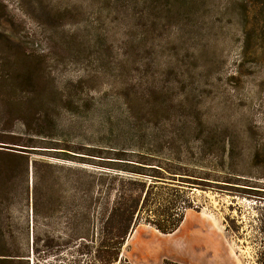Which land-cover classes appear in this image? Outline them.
I'll return each instance as SVG.
<instances>
[{"label": "rangeland", "instance_id": "obj_1", "mask_svg": "<svg viewBox=\"0 0 264 264\" xmlns=\"http://www.w3.org/2000/svg\"><path fill=\"white\" fill-rule=\"evenodd\" d=\"M49 92L56 125L41 141L23 119L53 101ZM12 132L41 147H0L16 153L0 152V237L15 264H101L104 222L81 212L69 181L79 166L42 148L50 140L155 156L166 178L155 192L193 206L176 235L210 232L234 264H255L244 189L264 190V0H0V135ZM228 217H241V236L227 232ZM166 237L142 222L123 260L186 264L168 256L176 242Z\"/></svg>", "mask_w": 264, "mask_h": 264}, {"label": "trees", "instance_id": "obj_2", "mask_svg": "<svg viewBox=\"0 0 264 264\" xmlns=\"http://www.w3.org/2000/svg\"><path fill=\"white\" fill-rule=\"evenodd\" d=\"M28 93L27 91L24 92L26 95ZM47 94L50 97L52 95L53 99L52 92ZM56 95L62 109H66L65 96H60L58 93ZM54 99L56 101V97ZM54 99L53 101L50 99L49 102L42 103L40 109L30 112V114L25 116L26 119H23V123L26 126L29 122L28 118H30L31 123L35 122L37 127L35 136L41 141H43L42 138L44 137H51L49 131L56 125L55 110L52 108ZM54 105H56L55 102ZM45 107H47V110L43 111ZM45 129L48 132L43 131ZM13 133L7 135L9 137L0 135V143L7 145L0 147L8 150H16L17 148L15 147H18V151L28 153H31L29 151H36L30 148H41L39 146H30L26 144L27 142L24 143L19 135ZM29 141L33 142L34 139ZM55 141L50 140L49 144L46 143L47 146L42 148L57 151L63 150L57 153H63L65 157H68L63 159L79 166L78 168L70 169L69 181L75 190H80L83 194L81 212L87 216L95 215L104 222L106 232L100 236L97 252L101 264H131L128 260H123L122 249L130 233L137 226L145 222V224L152 226L161 234H173L184 222L186 210L193 207L192 204L186 202L187 200L182 201L180 198L177 201L176 196H170L167 199L164 198L162 193L155 192V189H158L155 185L156 181L165 180L166 178L162 177L161 164L154 160L155 156L153 155L139 154V160L136 161L134 158L125 155L124 151L117 149L115 152L117 154H114V158L102 157V152L100 151H92V154H85L78 148H61L59 142ZM0 152L9 156H15L14 154H16L5 150H0ZM84 155L94 158L91 160L102 158L116 159L119 162L98 160L104 163L93 165L81 162L86 159ZM178 162L180 163V160ZM173 169L179 172H172L171 174L187 177L185 179L188 180L191 177H195L189 174V170ZM212 180L219 182L218 179ZM220 182L231 183L224 180ZM235 184L239 185L238 183ZM248 187L251 188L244 189V197L253 200L255 211L252 224L248 230L253 249V259L255 264H264V190L254 186ZM180 201L183 203L181 206H179ZM239 220H241L242 224L241 217H228L226 219L229 223L226 228L227 232L238 237L241 236L243 230V226L238 224ZM11 253L9 246L0 237V264H15L14 256ZM162 264L179 263L166 259Z\"/></svg>", "mask_w": 264, "mask_h": 264}, {"label": "crops", "instance_id": "obj_3", "mask_svg": "<svg viewBox=\"0 0 264 264\" xmlns=\"http://www.w3.org/2000/svg\"><path fill=\"white\" fill-rule=\"evenodd\" d=\"M184 222L182 223V225L184 224ZM181 226L175 233L167 235L169 237H166V240H164L167 243H171L173 241L176 242L175 246L170 247L168 246V244H165L167 245L166 250L171 253L168 256H170L171 258L173 257L177 260H183L186 262V264H234L230 260V256L228 257L220 253L217 248L212 247L208 243L205 237L211 238L212 235L209 234L210 232L205 233L202 231L194 230L191 231L190 234H188L189 231H186V234L183 236L176 235L181 229ZM190 226H192V224H190ZM182 238H184L183 241ZM179 248L182 252H185L186 255L189 253L190 256L183 257L179 253L180 251L178 252Z\"/></svg>", "mask_w": 264, "mask_h": 264}]
</instances>
